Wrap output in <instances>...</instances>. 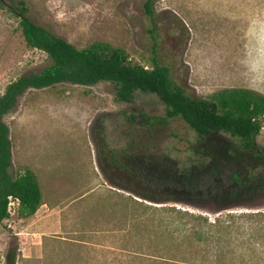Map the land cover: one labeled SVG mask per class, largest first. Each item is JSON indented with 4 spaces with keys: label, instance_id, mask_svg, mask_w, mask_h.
<instances>
[{
    "label": "rangeland",
    "instance_id": "rangeland-1",
    "mask_svg": "<svg viewBox=\"0 0 264 264\" xmlns=\"http://www.w3.org/2000/svg\"><path fill=\"white\" fill-rule=\"evenodd\" d=\"M0 1L2 95L10 82L50 61L26 46L18 20L7 11L18 0ZM24 1L30 20L75 48L102 41L141 65L155 57L191 97L207 99L237 87L264 94V0H159L153 22L143 0ZM2 120L11 174L31 168L55 216L3 221L0 264L10 249L15 264L136 262L118 250L144 245L137 222L148 220L149 231L152 215L143 217L131 199L210 219L264 212V186L257 185L264 182V154L240 150L225 133L201 142L182 120L167 119L151 94L125 104L115 100L109 83L30 90ZM257 142L264 149V129ZM141 172L158 188L150 189ZM121 188L151 198L162 194L170 202L141 201Z\"/></svg>",
    "mask_w": 264,
    "mask_h": 264
},
{
    "label": "trees",
    "instance_id": "trees-1",
    "mask_svg": "<svg viewBox=\"0 0 264 264\" xmlns=\"http://www.w3.org/2000/svg\"><path fill=\"white\" fill-rule=\"evenodd\" d=\"M158 1L143 0V12L151 22ZM11 4L7 11L18 20L26 46L43 52L50 63L37 73L10 82L0 95V224L8 217V197L18 199L19 218L33 216L44 204L40 183L31 168L23 166L15 175L11 174V143L8 127L2 120L30 90L109 83L114 87L115 100L125 104L132 103L138 94H151L164 105L167 119L182 120L201 142L216 133H225L236 140L240 150L264 154L257 142L264 129V94L237 87L214 91L207 99L191 97L174 80L170 68L155 57L141 65L122 48L102 41L75 48L30 20L24 0ZM0 8H4L1 1ZM150 32L155 33L154 26ZM132 171H127L129 176ZM144 174L141 172L140 178L150 189H157L153 179ZM257 185L264 186V182ZM121 189L141 201L164 205L170 202L162 194L151 198L145 191ZM131 200L141 207L143 217L146 213L152 215L150 230H146L148 220L140 216L142 221L137 222L136 228L144 245L118 250L137 261L118 260L113 264H264V212L224 213L210 219L169 205L156 207ZM15 257L10 249L6 264H15Z\"/></svg>",
    "mask_w": 264,
    "mask_h": 264
},
{
    "label": "built area",
    "instance_id": "built-area-1",
    "mask_svg": "<svg viewBox=\"0 0 264 264\" xmlns=\"http://www.w3.org/2000/svg\"><path fill=\"white\" fill-rule=\"evenodd\" d=\"M18 210H19V201L14 197H8V204H7V219L5 222L12 221L13 218L18 217Z\"/></svg>",
    "mask_w": 264,
    "mask_h": 264
},
{
    "label": "crops",
    "instance_id": "crops-1",
    "mask_svg": "<svg viewBox=\"0 0 264 264\" xmlns=\"http://www.w3.org/2000/svg\"><path fill=\"white\" fill-rule=\"evenodd\" d=\"M80 197H83L80 196ZM44 204L37 210V212L33 215L35 217H42V220H49L51 218H54V208H52L51 206L49 207V205L47 204V202H45L43 200Z\"/></svg>",
    "mask_w": 264,
    "mask_h": 264
}]
</instances>
